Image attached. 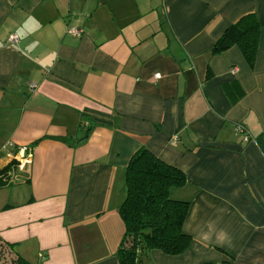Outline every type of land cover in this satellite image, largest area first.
I'll return each mask as SVG.
<instances>
[{"label":"crops","instance_id":"1","mask_svg":"<svg viewBox=\"0 0 264 264\" xmlns=\"http://www.w3.org/2000/svg\"><path fill=\"white\" fill-rule=\"evenodd\" d=\"M249 13L253 65L236 45L211 53ZM21 145L0 243L31 262L119 264L144 146L184 173L171 194L189 201L187 249L152 264H264V0H0V169Z\"/></svg>","mask_w":264,"mask_h":264},{"label":"trees","instance_id":"2","mask_svg":"<svg viewBox=\"0 0 264 264\" xmlns=\"http://www.w3.org/2000/svg\"><path fill=\"white\" fill-rule=\"evenodd\" d=\"M260 25L249 13L229 25L214 42L211 53L236 45L251 67L255 60ZM8 166L0 169V183L7 179ZM185 183L184 173L162 161L146 147H140L130 158L124 175V198L118 213L124 233L116 250L119 264H152L149 252L160 250L167 255L183 253L191 237L183 231L189 201L172 196L171 190ZM2 185V184H0ZM2 244L11 254V264H37ZM232 264L231 260L219 263Z\"/></svg>","mask_w":264,"mask_h":264},{"label":"built area","instance_id":"3","mask_svg":"<svg viewBox=\"0 0 264 264\" xmlns=\"http://www.w3.org/2000/svg\"><path fill=\"white\" fill-rule=\"evenodd\" d=\"M68 32L72 35H77L79 33V30H76L75 28L73 27H70L68 29ZM8 40L9 41H17V36L15 34H11L9 37H8ZM160 75L157 73L155 74V77H159ZM241 130V128H239ZM247 139V137H245V140ZM171 141L172 143L175 141V137H172L171 138ZM11 145V143H9ZM32 157V153H31V149L30 147L28 146H25V145H21V146H18L17 148H15V152L13 153L12 155V161H15V167H18L20 168L21 167V164L25 161H30ZM12 175H11V172H8L7 173V178H10Z\"/></svg>","mask_w":264,"mask_h":264},{"label":"rangeland","instance_id":"4","mask_svg":"<svg viewBox=\"0 0 264 264\" xmlns=\"http://www.w3.org/2000/svg\"><path fill=\"white\" fill-rule=\"evenodd\" d=\"M10 163L12 164H9L10 166L9 169L7 170V173L10 172L9 170L11 169V165L14 167L15 161H12ZM12 177L7 178L6 180H4L5 182L0 183L2 184L1 186L11 184L12 183L11 179H13ZM11 259H12L11 254H9L8 250L2 244H0V264H11L12 263Z\"/></svg>","mask_w":264,"mask_h":264}]
</instances>
